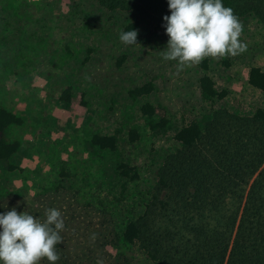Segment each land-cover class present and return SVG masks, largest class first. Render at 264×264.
Masks as SVG:
<instances>
[{
	"label": "rangeland",
	"instance_id": "374dc122",
	"mask_svg": "<svg viewBox=\"0 0 264 264\" xmlns=\"http://www.w3.org/2000/svg\"><path fill=\"white\" fill-rule=\"evenodd\" d=\"M230 8L247 50L209 58L208 70H178V61L162 56L168 0H0V109L18 120L0 131V140L17 144L0 159V213L16 208L43 221L46 209L60 210L56 264H161L151 254L166 264L178 243L176 219L201 205L199 183L222 174L241 180L240 215L255 183L263 185L256 196H264V121L251 117L264 109V91L248 80L251 67L264 69V0H231ZM133 23L137 44L126 45L120 33ZM204 73L228 90L223 99H203ZM144 83L151 93L133 98L130 90ZM146 102L163 108L167 131L151 130ZM192 121L203 131L187 148L174 135ZM243 130L250 139L239 147ZM96 135L116 136L117 147H100ZM224 148L233 158L223 160ZM253 158L258 167L240 179L236 170L216 172ZM231 197H223L230 213ZM131 220L141 228L133 243L123 238Z\"/></svg>",
	"mask_w": 264,
	"mask_h": 264
},
{
	"label": "trees",
	"instance_id": "16d2710c",
	"mask_svg": "<svg viewBox=\"0 0 264 264\" xmlns=\"http://www.w3.org/2000/svg\"><path fill=\"white\" fill-rule=\"evenodd\" d=\"M225 7H230L231 0H222ZM138 23H133L125 28V31L136 29ZM200 66L204 70L209 68V58H205ZM249 83L264 91V69L259 66H253L249 73ZM200 91L203 99L214 101L223 99L227 94V89H219L213 77L204 73L199 79ZM153 90L152 84L144 83L130 90L133 98L147 96ZM144 115L149 117V126L154 133L161 134L168 130L169 120L164 116L163 108H157L153 104L146 102L141 107ZM155 114H160L161 118L157 121L152 120ZM252 118L264 121V109L259 108ZM17 118L9 111L0 109V131L13 123H17ZM202 123L200 121H192L190 124L178 129L174 138L184 147H192L200 139L202 135ZM245 137L241 135L237 145L241 147L246 145L250 139L249 130H243ZM131 134L137 137V131L132 130ZM93 142L102 148L115 149L117 147V137L114 135H96ZM17 149V144H7L0 140V159L11 158ZM241 151L237 152L240 155ZM223 160H229L232 154L230 149L224 148L220 151ZM238 157V156H237ZM256 159H250L244 164L238 166H229L224 163L221 170L216 172L223 173V170L238 171V178L242 175H250L255 168L258 167ZM121 169L125 173L130 174L129 167L121 164ZM199 169V170H197ZM203 168L198 165L194 171L200 172ZM240 169V170H239ZM184 172H186L184 170ZM197 173V172H193ZM128 174V175H129ZM221 179L213 183H199L197 194L201 205H197V212L192 213L193 216H179L176 221L179 223L177 233L178 243L173 245L170 250L172 262L166 264H224L225 257L231 245L232 236L237 221L239 222L233 246L229 252L226 264H264V196H256L262 189L261 183H255L251 194L245 201L242 213L240 215V206L244 191V184L241 180H228L223 174L219 176ZM208 181V180H207ZM164 182V180H163ZM258 182V181H257ZM232 193L229 206L224 202V194ZM260 193V192H259ZM200 209V210H199ZM185 210V208L183 209ZM180 218V219H179ZM193 223L191 226L190 223ZM141 235L139 224L131 220L127 224L123 232L125 241L133 243ZM152 257L164 264L161 258L155 254ZM180 256L182 259H180Z\"/></svg>",
	"mask_w": 264,
	"mask_h": 264
},
{
	"label": "clouds",
	"instance_id": "9594fccd",
	"mask_svg": "<svg viewBox=\"0 0 264 264\" xmlns=\"http://www.w3.org/2000/svg\"><path fill=\"white\" fill-rule=\"evenodd\" d=\"M171 15L166 21L165 61H178V70L193 67L205 58L237 56L247 50L240 40L243 26L234 10L222 0H168ZM138 31L120 33L126 45L137 44ZM43 221L28 212L12 208L0 213V262L2 264H40L47 259L56 264L63 242L65 221L60 210L48 208Z\"/></svg>",
	"mask_w": 264,
	"mask_h": 264
}]
</instances>
